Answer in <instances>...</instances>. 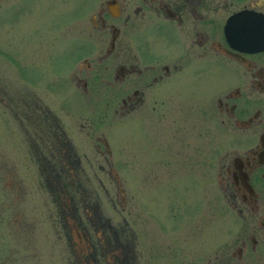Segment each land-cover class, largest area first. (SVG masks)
<instances>
[{"label":"flooded vegetation","instance_id":"1","mask_svg":"<svg viewBox=\"0 0 264 264\" xmlns=\"http://www.w3.org/2000/svg\"><path fill=\"white\" fill-rule=\"evenodd\" d=\"M36 4L0 0V15ZM91 22L29 58L41 86L25 83L19 56L16 83L0 81V264H30L55 246L62 264L70 249L84 253L71 219L77 227L80 208L96 207L85 179L102 182V171L122 190L114 163L124 149L129 190L160 192L175 227L183 196L185 216L197 207L206 159L205 177L213 186L216 174L239 217L228 264H264V47L250 42L264 33V0H99ZM74 97L95 104L85 111ZM230 130L235 147L220 149L215 172V140L228 145ZM94 162L99 171L84 165Z\"/></svg>","mask_w":264,"mask_h":264},{"label":"rangeland","instance_id":"2","mask_svg":"<svg viewBox=\"0 0 264 264\" xmlns=\"http://www.w3.org/2000/svg\"><path fill=\"white\" fill-rule=\"evenodd\" d=\"M36 1L34 12L29 15L17 17L14 12L0 15V81H7L12 85L16 83L14 60L19 56L24 65L25 83L33 87L41 86V81H45L44 76L39 75L32 67L29 58L34 57L39 48L51 45L55 48L62 47L65 37L77 39V30L81 23L86 34L90 33L91 13L99 0H86L84 13L79 16L78 10L83 9V6L78 7L79 0H53L50 6L47 0ZM59 97L62 99V95ZM74 98L73 103L85 108V111H89L87 108L95 104L94 99ZM1 111L0 104V113ZM1 117L6 121V117ZM4 125L0 122V129L3 130ZM99 126L110 129L108 122ZM9 134L8 131L7 136ZM228 135L230 142L226 146L215 140V172L220 149L235 147L233 138L236 132L230 130ZM120 156V163H114V167L118 171L122 190L109 174L99 171L98 163H84L88 170L99 171L102 182L94 177L85 179L88 190L97 192V196L93 195L96 196V200L91 201L96 205L94 209L96 212L91 213L87 206L83 208L85 209L83 214L80 208L82 223L77 227L74 226L76 220L71 219L74 238L76 239L78 231L86 245L84 248L86 251L78 254L70 249L68 257L70 264H228L226 258H231L230 250L239 226V217L222 197L216 174L213 186L210 179L205 177L206 159H199L204 180L199 182L197 195L199 200L195 203L197 207L185 216L190 209L186 207L188 206L185 203L186 197L183 196L185 213L183 222L175 227L169 212L170 205L165 207L160 192L145 193L142 188L136 191L129 190L125 149L120 152ZM169 198L173 199L174 195L167 194V198L163 195L165 201ZM190 199L189 197L188 200ZM88 213L91 214L90 217L87 216ZM90 218L97 221V224L91 222ZM99 222L104 224L103 227L98 224ZM82 225H86V232ZM129 226L133 228V235L129 231ZM41 245L42 250L46 245L47 248H51L47 242L45 244L41 242ZM55 247L49 254L44 251L45 254H40V257L31 260L30 264H62L64 261L58 259L61 253L58 252V247ZM211 256L215 257L214 262L211 259L212 263L209 261ZM15 263L16 261L12 260V264Z\"/></svg>","mask_w":264,"mask_h":264},{"label":"water","instance_id":"3","mask_svg":"<svg viewBox=\"0 0 264 264\" xmlns=\"http://www.w3.org/2000/svg\"><path fill=\"white\" fill-rule=\"evenodd\" d=\"M256 48L264 47V33H258L250 41Z\"/></svg>","mask_w":264,"mask_h":264}]
</instances>
